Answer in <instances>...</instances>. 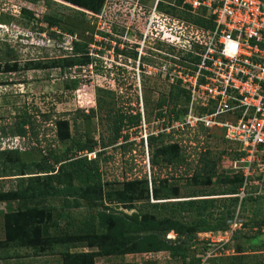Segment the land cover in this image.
Segmentation results:
<instances>
[{
	"label": "rangeland",
	"instance_id": "obj_1",
	"mask_svg": "<svg viewBox=\"0 0 264 264\" xmlns=\"http://www.w3.org/2000/svg\"><path fill=\"white\" fill-rule=\"evenodd\" d=\"M48 1L0 0V50H5L7 46L12 48L15 59L11 57V60L19 66L17 70L8 72L4 69L5 63L0 62V126L25 115L29 116L36 132L26 145H23L26 138L22 144L16 137L0 138V149H12L17 145L21 160L33 162L42 159L47 148L63 151L72 137L88 144L95 142L90 158L97 159L101 182L92 197L79 199L78 207L63 206L53 212L51 219L39 225L41 236L54 232L55 227L65 224L68 219L76 226L83 222L95 226L92 216L102 210L121 216L136 213L139 218L142 212L154 214L157 218L165 214L182 224L188 232L194 233L193 242L180 248L179 254L169 247L147 251V242L141 244L143 235L125 237L121 248L131 246L136 252L123 253L120 247H116L120 241L114 238L116 233L112 232L105 237L115 248L109 254L94 256L93 264H264V186L259 189L250 186L254 184L252 181L256 180V174L249 178L252 180L251 189L240 201L238 197L234 201L227 195H221L217 190L211 194L206 192L237 179L241 162L234 160L238 158V149L227 143L220 129H181L171 126L172 120L168 122L167 115L156 117L154 114L158 100L168 92L174 64L180 63L186 56L184 45L175 34L184 38L194 37L193 29L198 25L193 20L208 19L206 13L189 10V15L181 12L180 5H175L177 8L173 14L158 11L155 7L157 0H105L97 11L71 0ZM160 1L162 4L173 2H157ZM22 8L29 10L28 13ZM79 12H83L84 19H80ZM51 14L61 18L58 25L74 30L72 34H62L63 43L56 38L46 41L49 37L47 32H41L39 37H34L37 38L35 40L23 38L29 33L28 29L35 27L58 32V26H49L41 19ZM16 35H20V41L12 38ZM72 40L85 42L87 53L99 58L96 69L89 63L75 64L65 70L61 66L51 67L52 58H63L64 45ZM31 60L39 61L45 67H22L25 61ZM120 65L124 67L122 72L116 68ZM183 106L184 101L178 100L175 108L181 110ZM119 108L130 112L138 108L143 117L142 123L135 128H122L118 139L109 142L112 118L107 116ZM180 114L182 111L179 119ZM65 127L67 133L62 137ZM143 128L153 133L165 130L172 136L166 151L160 152L162 163L158 156L159 163L152 168L147 161L145 140L140 141ZM177 147L181 148L185 159L173 166L168 161ZM151 171L156 176L155 184L176 190V198L165 199L182 202L174 205L173 215L150 206L149 201H155L150 195L148 199L133 200L130 205L121 202L129 196L132 183L140 182L146 176L150 184ZM208 174L209 178L200 183V178ZM11 182L15 183L7 177H0L3 190L8 189ZM195 190L201 191L197 195L185 196L194 194ZM115 192V196L111 195ZM162 193L165 194L164 191ZM96 196L99 198L95 199ZM188 199L194 201L185 203ZM199 199L207 200L205 207H200ZM20 206V199L0 200V243L7 239L4 214L16 213ZM233 219L241 225L231 231L229 224ZM203 223L215 228L198 230ZM220 226L223 228H218ZM98 231L94 229V233ZM235 232L237 234L233 236ZM175 236L173 229L162 236L160 231L158 242ZM97 250L93 245L72 249L75 252ZM182 250L185 251L184 256L181 255ZM2 252L1 248L0 254ZM9 252L16 257L0 258V264H62L61 256L55 252L37 253L24 245L13 246ZM196 258H199L197 263Z\"/></svg>",
	"mask_w": 264,
	"mask_h": 264
},
{
	"label": "trees",
	"instance_id": "obj_2",
	"mask_svg": "<svg viewBox=\"0 0 264 264\" xmlns=\"http://www.w3.org/2000/svg\"><path fill=\"white\" fill-rule=\"evenodd\" d=\"M46 2H50L45 0ZM105 0H71V2L76 3L84 8H90L91 11H97L98 8L103 4ZM158 1V0H157ZM156 1V9L158 11H164L173 14V10L177 8L175 5H180L182 7L181 12L188 13L191 10L190 6L184 5L180 0H172L173 2L162 4L161 1ZM88 5V6H87ZM22 11L28 13L29 10L22 8ZM204 12V10H197ZM190 15V14H189ZM80 19H84L83 12H79ZM41 19L45 20L50 26H58L59 31L54 32L51 28L43 30L41 27H35L28 29L29 33L24 34V39L30 41L32 39H37L34 37H39L40 33L47 32L49 37H46V41L49 38H56L59 42L63 43L64 39L62 34L73 33L72 28H63L58 25L61 18H55L54 15L43 16ZM42 20V21H43ZM192 21V19H190ZM200 21H194L198 27L193 30L208 29L212 27V22L209 19H199ZM62 37V39L60 38ZM15 41H20V35H16ZM67 46V47H66ZM63 58H52V66H61L64 70L70 68L75 64H93L94 69H96V62H100L97 56H93L87 53V48L85 42H80L79 40L69 41L64 45ZM190 47V46H189ZM195 47H199L195 44ZM118 51V50H117ZM186 56L183 59L196 60V56L192 55L190 52L185 53ZM11 57L15 59V53L12 48L6 47L5 50H0V62L5 63V70L15 71L18 69V63L11 60ZM59 57V56H58ZM143 59V58H142ZM32 61V62H31ZM25 61L22 65L23 68H43L45 65L39 63V61L31 60ZM118 72L124 71L122 65L116 66ZM120 97V96H119ZM188 91L178 86L177 83H171L166 96L160 97L157 102V109L155 110L156 117H162L167 115L168 122L175 120L179 117V113L185 110V107L181 110L175 108L178 100H183L184 105L188 100ZM119 101L121 99L119 98ZM164 107V108H163ZM92 113L93 109H89ZM85 114V116H89ZM181 115V114H180ZM112 118L110 122L112 127V135L108 138L109 142H114L119 137V132L122 128H135L141 125L142 116L138 108L134 112H130L123 108L117 109L114 113L107 116ZM64 124H66L64 122ZM202 128V127H200ZM205 129V128H202ZM63 133V132H62ZM67 128L65 127L63 136H66ZM59 137L61 134H58ZM36 136L31 120L29 116L21 115L18 116L13 122L8 123L6 126H0V138H13L19 139L22 144L23 139L26 138L25 144H28L31 138ZM171 133L165 132V130L158 131L156 133L148 132L145 136V145L147 148V161L149 163V168H152L159 163L158 156L160 157V162L162 163V157L160 152L166 151L167 145L171 143ZM142 137L140 141L142 142ZM93 144H88L81 141L77 137H72L70 143L66 145L63 151H57L54 147L47 148L45 150V156L33 162H24L20 158L18 146L14 148H3L0 149V177H7L12 179L15 183L11 182L8 189L3 190L2 185H0V200H21V206L17 209L16 213H5L4 214V232L7 236L6 241L0 243V249L2 248V253L0 258L6 259L12 256L9 252L10 248L27 246L35 250L37 253H58L61 256L62 264H93V258L96 255L109 254L115 248L112 243L109 242V238L105 236L109 234H114L115 239L120 241L116 247H120L123 253L136 252L134 247L128 246L121 248L124 244L123 239L125 237H133L136 235H143V244L147 242V251H156L161 248H171L177 254L180 253V248H185L193 242L194 233L188 232L182 224H179L175 219L168 218L165 216L161 218L155 217L154 214H149L147 212H142L140 218L136 213L129 215H115L112 211H98L96 216H92L94 219V224L84 222L80 226H76L71 220H67L65 224L57 226L54 232L49 235L41 236L39 232V225L42 222H46L51 219V215L55 211H59L63 206L78 207L80 205L79 199L84 196L92 197L93 193L97 191L98 186L101 182L100 172L98 170L97 159L88 158L86 155H82V151L89 152L92 150ZM170 162L173 166H177L183 162L185 156L178 147L175 149L174 153L171 154ZM149 185L146 176L142 181H137L132 183L130 189L128 190L129 196L126 200L121 202H130L140 198L148 199L149 195L155 199V201H149L150 206L159 207L162 212H168L170 215L174 213V205L178 203L181 204L179 200H165L168 198H176L178 195L175 189L169 187H160L155 184L156 176L154 172L151 171ZM239 175V176H237ZM237 179L235 181L219 185L216 188H210L206 190L208 194L213 191L221 195H227L232 200L236 201V196H233L237 192L238 187L241 184V176L238 173ZM264 175V174H263ZM209 178V174L205 177L200 178V183H204L205 179ZM149 186V190H148ZM251 187H256L255 185H250ZM251 189V188H250ZM165 194L162 193V191ZM201 190H195L194 194H188L185 196L197 195ZM201 194V193H200ZM115 196V193H111ZM62 197V201L60 198ZM96 196L95 199H98ZM59 201H56V200ZM206 199V198H205ZM205 199H199L198 202L203 208L206 205ZM194 199H188L185 203L191 204ZM143 206V205H141ZM130 207V206H128ZM180 207V206H179ZM185 208V206L180 207ZM187 209H189L186 206ZM71 216V213H67ZM17 218V220H16ZM71 227V228H70ZM98 229V233H94V229ZM104 228L103 231H101ZM215 226H206L205 223L201 224L198 230H212ZM218 228H223L220 226ZM73 232H70L72 231ZM169 229H173L176 236L175 238H163V242H158V238ZM76 230V231H75ZM85 231L84 233H82ZM237 233H232L235 236ZM106 240V241H105ZM108 241V242H107ZM149 242V243H148ZM159 243L161 246L158 247ZM95 246L98 250L95 252L91 251H79L75 252L72 249L78 246ZM127 245V244H125ZM264 247V243L262 245ZM182 256H184L185 251L182 250ZM199 258L195 259L197 263ZM259 264V263H258Z\"/></svg>",
	"mask_w": 264,
	"mask_h": 264
},
{
	"label": "built area",
	"instance_id": "obj_3",
	"mask_svg": "<svg viewBox=\"0 0 264 264\" xmlns=\"http://www.w3.org/2000/svg\"><path fill=\"white\" fill-rule=\"evenodd\" d=\"M180 1L191 10H204L212 27L194 30V37L175 35L196 60L183 59L172 68L169 82L187 90L189 97L181 118L170 125L222 130L227 143L238 149L234 162H241L242 182L233 196L240 201L254 174L252 185L264 186V0ZM229 41L238 45L234 56L227 54ZM240 225L235 219L229 224L231 231Z\"/></svg>",
	"mask_w": 264,
	"mask_h": 264
},
{
	"label": "clouds",
	"instance_id": "obj_4",
	"mask_svg": "<svg viewBox=\"0 0 264 264\" xmlns=\"http://www.w3.org/2000/svg\"><path fill=\"white\" fill-rule=\"evenodd\" d=\"M175 35L178 36V34H175ZM237 51H238V45L233 41H229L228 48H227V54L230 56H234L237 53Z\"/></svg>",
	"mask_w": 264,
	"mask_h": 264
}]
</instances>
